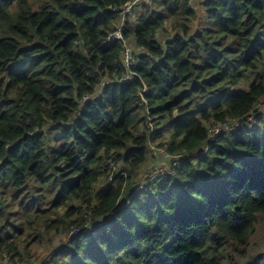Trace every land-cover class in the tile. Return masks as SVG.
Listing matches in <instances>:
<instances>
[{"label":"trees","instance_id":"1","mask_svg":"<svg viewBox=\"0 0 264 264\" xmlns=\"http://www.w3.org/2000/svg\"><path fill=\"white\" fill-rule=\"evenodd\" d=\"M131 1L0 0V264H264V0Z\"/></svg>","mask_w":264,"mask_h":264},{"label":"built area","instance_id":"2","mask_svg":"<svg viewBox=\"0 0 264 264\" xmlns=\"http://www.w3.org/2000/svg\"><path fill=\"white\" fill-rule=\"evenodd\" d=\"M154 0H132L128 5H126L123 8L116 7L114 9V12L118 13L120 12L123 14L125 17L133 15L134 11L136 9L141 8V6L145 3L152 2ZM125 25V22L122 23L121 27L114 31L112 34H110V38H113L118 41H122L124 46H125V53L123 57V62L126 64L127 69H131L138 63L134 60V50L135 48L130 44L128 40L125 38L124 33H123V27ZM135 77V74L129 73L126 76L123 77V79L127 82L131 81ZM103 86H106V83L103 84ZM88 99V98H87ZM264 117V104L259 103L257 107L247 116H245L243 119H233L227 122L223 123H218L214 126H210L208 129V134H209V139L211 141L215 140L216 138L220 137L221 135L228 134L230 132H233L237 129H239L241 126H248V125H254L258 122L259 119ZM153 146V145H151ZM156 152H159L161 156L166 157V160H169L172 158L170 154H168V151L166 150L165 152L160 151L157 149ZM116 163L112 162L110 164V168L108 171L110 172V175L113 179V172L116 169ZM164 173L161 169H156L153 171L148 172L146 178L148 181H156L157 178L160 176V173ZM123 176H126V173H122ZM98 223H96L97 225ZM93 228V226H90L89 229ZM81 230L79 228H74L70 236L71 238H74L80 234ZM3 264H40L37 261H23V262H18V263H12L10 260L5 261Z\"/></svg>","mask_w":264,"mask_h":264},{"label":"rangeland","instance_id":"3","mask_svg":"<svg viewBox=\"0 0 264 264\" xmlns=\"http://www.w3.org/2000/svg\"><path fill=\"white\" fill-rule=\"evenodd\" d=\"M40 0H36V2H39ZM151 152H150V159L149 161L154 163V167H158L156 169H161L164 173H169L171 171V167L169 166V163H164L166 157L161 156L159 152H156L157 149H159L162 152L166 151L165 146H151ZM164 165V166H162ZM146 169V168H145ZM148 174V171H144L142 175L141 182L142 184H145V179ZM71 238L70 234H65L64 232L55 233L51 236L49 239H44L40 242H37L33 249L32 253L30 254L31 259L25 260V261H37L42 262L44 259L48 258L50 253H54L57 249H59L66 240H69Z\"/></svg>","mask_w":264,"mask_h":264},{"label":"crops","instance_id":"4","mask_svg":"<svg viewBox=\"0 0 264 264\" xmlns=\"http://www.w3.org/2000/svg\"><path fill=\"white\" fill-rule=\"evenodd\" d=\"M154 166H155L154 163L148 161L146 169L142 170L140 174H142L145 170L148 171V170H152V169L158 168V167H154ZM136 183H137V186L141 185L142 184L141 179H140V181H138Z\"/></svg>","mask_w":264,"mask_h":264}]
</instances>
